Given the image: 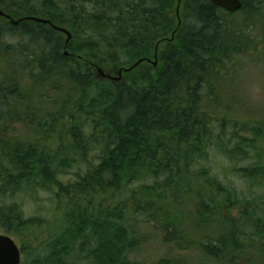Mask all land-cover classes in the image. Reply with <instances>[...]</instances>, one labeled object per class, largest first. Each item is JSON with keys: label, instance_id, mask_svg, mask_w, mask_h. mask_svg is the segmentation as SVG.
Wrapping results in <instances>:
<instances>
[{"label": "trees", "instance_id": "16d2710c", "mask_svg": "<svg viewBox=\"0 0 264 264\" xmlns=\"http://www.w3.org/2000/svg\"><path fill=\"white\" fill-rule=\"evenodd\" d=\"M240 1L228 13L209 0H0L15 20L72 34L66 45L50 25L0 18V226L17 230L25 264H143L133 255L151 249L150 264H264V193L242 197L209 164L254 154L234 171L264 187V119L236 121L222 83L264 45V0ZM179 3L192 23L173 16ZM158 43L156 66L122 83L95 77L153 61ZM79 164L85 173L64 183ZM39 190L52 194L49 219L6 204Z\"/></svg>", "mask_w": 264, "mask_h": 264}, {"label": "rangeland", "instance_id": "374dc122", "mask_svg": "<svg viewBox=\"0 0 264 264\" xmlns=\"http://www.w3.org/2000/svg\"><path fill=\"white\" fill-rule=\"evenodd\" d=\"M172 10L174 11L173 16H175L176 13L181 24L192 23L190 18L188 17L185 18V16H183L184 13L183 4L179 3L178 6L177 4L174 5V8ZM5 41L11 45H17L21 41H23V39L17 35L14 36L8 35L6 36ZM165 46L166 45H164L163 48ZM252 56H258V58H254ZM235 63H237L236 69L234 70L236 72L234 73L231 71L227 75H224L222 79L223 80L222 83L232 84L233 86L232 92L235 93L236 95L235 97H231V99H233L234 102L236 101L235 103L237 104L236 105L237 112L235 113L234 119L238 122L257 121L259 119H264V45L259 46L258 53L257 52L253 53V55L241 54L237 56L235 58ZM123 67L129 68V66H121L120 68ZM108 71L111 70L107 68L106 71L104 72L108 73ZM141 71L142 70L139 71L140 72L139 74L143 72ZM118 72L112 75L115 79H118L113 82L114 83L125 82L123 79L124 78L123 75L120 78ZM95 77L97 79H103L100 73H97ZM25 83H29V81ZM225 98L227 99L229 97L227 95H224L223 100ZM20 132H21L20 133L21 136H26V137L29 136L27 130H25L24 128H20ZM257 134L262 135V138L258 140L257 144L260 145L259 150L263 151L264 131L260 130ZM250 136H256V135H254V132L252 131V133H250ZM253 155L254 154H251V158L247 161L235 163V162H231L230 159H228L226 156L220 154L213 156L209 163L214 173L217 175L219 180L224 185L235 188L242 197L249 200L261 197L262 194L264 193V187L251 185L248 181H245L240 176H238L234 170L236 166L240 168H246L252 166L255 163V159L253 158ZM85 170H86V165L79 164L77 166H74V168L67 171L65 175L61 177V180L64 183L73 182L77 178V174H84ZM12 203H16L21 206L25 218L43 217L44 219H49L52 214V204H53L52 194L44 190L43 191L39 190L35 194L22 193L15 198L8 197L6 200V204H12ZM0 235L10 236L22 251L23 244L18 236L17 230L10 231L0 226ZM40 244L41 241L37 242L34 246L31 247L32 250H36ZM28 247L25 248L27 249L28 254L31 255L32 251L28 249ZM150 251H152V249L145 252L143 255L142 253L138 256L133 255V258H138L139 260H142L143 264H150L152 262H155L156 258H154L150 262H147L146 260L150 256ZM191 253H192L191 251L190 252L188 251V252H184L183 255H185L190 262L191 261L196 262L197 260H199V259L194 260L193 256L190 257ZM143 257L145 258V260L143 259ZM25 263H26V256L22 253L21 264H25ZM77 263L86 264L87 261H78Z\"/></svg>", "mask_w": 264, "mask_h": 264}, {"label": "water", "instance_id": "95a60500", "mask_svg": "<svg viewBox=\"0 0 264 264\" xmlns=\"http://www.w3.org/2000/svg\"><path fill=\"white\" fill-rule=\"evenodd\" d=\"M209 1L216 7H219L220 9L228 13H236L240 11L243 6L240 0H209ZM178 11H179V8H178ZM178 11H177V14H178ZM0 18L7 19L13 26H17L20 22H23V21H31V22H35L39 24L50 25L56 31L61 32L67 36L66 45L70 42L72 38V34L67 29L57 27L53 25L49 20H46V19H41V18H36V17H25L20 20H15L10 15H6L2 11H0ZM179 25H181V22H179ZM173 38H174V34L172 35L171 40H173ZM159 46H160V43L156 45L153 61L148 60V59H140L131 67L120 69V71L118 72V75L120 76V78L122 77L123 73H128V72L135 70L143 62H149V63L152 62L156 66L157 60H158L157 57H158V52H159ZM97 70H98V73H100V75L103 77V79L118 80V79H115L111 74L105 73L104 70L101 68H97ZM21 263H22V251L20 247L16 244V242L10 236L0 235V264H21Z\"/></svg>", "mask_w": 264, "mask_h": 264}, {"label": "flooded vegetation", "instance_id": "af4514ba", "mask_svg": "<svg viewBox=\"0 0 264 264\" xmlns=\"http://www.w3.org/2000/svg\"><path fill=\"white\" fill-rule=\"evenodd\" d=\"M106 80H108V79H106ZM108 81H111V82H113V81H115V80H108ZM114 83V82H113Z\"/></svg>", "mask_w": 264, "mask_h": 264}, {"label": "bare ground", "instance_id": "6f19581e", "mask_svg": "<svg viewBox=\"0 0 264 264\" xmlns=\"http://www.w3.org/2000/svg\"><path fill=\"white\" fill-rule=\"evenodd\" d=\"M218 8V7H217ZM173 35V34H172Z\"/></svg>", "mask_w": 264, "mask_h": 264}]
</instances>
